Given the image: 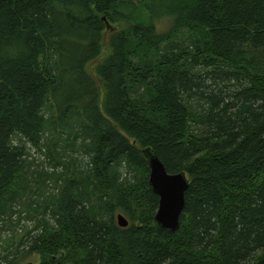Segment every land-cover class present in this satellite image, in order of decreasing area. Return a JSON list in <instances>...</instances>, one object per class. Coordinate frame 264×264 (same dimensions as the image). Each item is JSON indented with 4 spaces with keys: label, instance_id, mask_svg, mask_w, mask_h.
Here are the masks:
<instances>
[{
    "label": "trees",
    "instance_id": "1",
    "mask_svg": "<svg viewBox=\"0 0 264 264\" xmlns=\"http://www.w3.org/2000/svg\"><path fill=\"white\" fill-rule=\"evenodd\" d=\"M133 1L0 0V223L30 146L67 162L39 264H264V0H152L114 28ZM147 148L190 182L178 231Z\"/></svg>",
    "mask_w": 264,
    "mask_h": 264
},
{
    "label": "rangeland",
    "instance_id": "2",
    "mask_svg": "<svg viewBox=\"0 0 264 264\" xmlns=\"http://www.w3.org/2000/svg\"><path fill=\"white\" fill-rule=\"evenodd\" d=\"M152 0H134L132 4L125 5L121 9L123 14L119 24L114 25V28L120 30L135 24H147L148 8L146 4L152 3ZM157 29L161 33H168L172 28L169 19H161L154 21ZM181 38V37H180ZM188 38V37H187ZM183 35V40L187 39ZM52 146L63 147V141L56 139ZM29 150L31 157L29 158V173L28 188L24 184V180L17 186L18 192L21 195L13 207V213L3 218L0 223V256L1 259L9 257L10 260H15L16 264H39L41 258L38 254L30 255L28 252L33 244V240L42 231V222L44 220L45 201L49 195L55 192L56 185L60 186L61 181L58 180V175L65 172L64 161L49 159L44 152L38 149L31 148ZM62 165V166H61ZM49 175V178H47ZM41 176L44 185L40 186L35 183L38 177ZM59 183L56 184V181ZM119 215H124L120 213ZM49 217V216H48ZM127 218V217H126Z\"/></svg>",
    "mask_w": 264,
    "mask_h": 264
},
{
    "label": "water",
    "instance_id": "3",
    "mask_svg": "<svg viewBox=\"0 0 264 264\" xmlns=\"http://www.w3.org/2000/svg\"><path fill=\"white\" fill-rule=\"evenodd\" d=\"M144 155L150 166L149 184L160 199L156 222L164 229L178 231L181 227L180 220L185 209L190 182L185 173H168L165 165L152 149H145ZM117 221L121 228H128L130 225L123 215H118Z\"/></svg>",
    "mask_w": 264,
    "mask_h": 264
}]
</instances>
